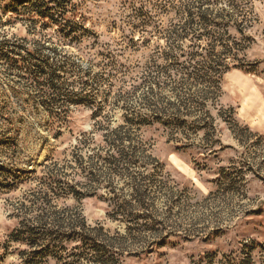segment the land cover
<instances>
[{
  "label": "rangeland",
  "instance_id": "374dc122",
  "mask_svg": "<svg viewBox=\"0 0 264 264\" xmlns=\"http://www.w3.org/2000/svg\"><path fill=\"white\" fill-rule=\"evenodd\" d=\"M261 103L264 0H0V264H100L75 218L117 264H264Z\"/></svg>",
  "mask_w": 264,
  "mask_h": 264
},
{
  "label": "trees",
  "instance_id": "16d2710c",
  "mask_svg": "<svg viewBox=\"0 0 264 264\" xmlns=\"http://www.w3.org/2000/svg\"><path fill=\"white\" fill-rule=\"evenodd\" d=\"M202 97H200L199 102L202 103H206L201 101L202 100H206L207 98H209V95H201ZM157 101V110L159 113L155 114H151L150 117H152V119H156L161 120L159 115H165L167 113L166 109H163L160 98L157 97L156 99ZM173 104L175 106L174 112L172 111L171 114L169 115H173V117H169V120L163 119L164 120V126L168 127H172L174 128L173 131L176 132H181V125H184L186 123L185 120H191L192 122H197L196 118L192 115V113L190 112L189 109L185 110L184 109L187 107L186 105L182 106H178V104H175L173 102H170L169 104ZM185 106V108H184ZM207 114V113H206ZM185 117L186 119H181ZM121 130V128L119 127L118 129H115L112 131L113 135L115 134V139L111 141L112 145L115 146V150L117 152L116 156H112L111 157V162L117 166V164H120L122 162H127L126 159H133L135 158V155L129 156V154H125L122 150H120L119 148H116L117 142H120L121 144L123 143V138H121L118 135V132ZM105 137H108V135H104ZM130 146H132L133 148V144H130ZM119 149V150H118ZM128 163H132V161L130 160ZM233 180V179H232ZM136 192L137 194L135 195L136 199L139 201L143 202L144 196H145V192L140 189V187L136 188ZM110 201L113 202L114 204V209L111 212V215L116 218L118 217V215H122L124 214V216H126L127 218H129L128 220L133 221L134 219H138L139 216H135L133 215V211L130 208H125L124 204L122 205L119 204L118 199L117 198H110ZM126 206V205H125ZM124 216L122 218H124ZM74 223H70L71 225L69 226L68 229V234L66 235V238L71 239L73 241L76 242L77 247H81L86 245L87 243L91 244V248L93 251H99L100 252V256L97 257L98 258V262L100 264H117L119 263V260L121 259V257L123 256L122 253H120L118 251V247L113 246V248L115 249V251L113 250V248L111 247V251L107 250V245H109V242L112 241V239H110V237H106V242L107 244H103L99 245V243H97L96 238H94L92 235H90L86 230H85V225H84V220L82 219H78L75 218ZM74 224V225H73ZM80 227V228H78ZM152 228V226H151ZM61 230V228L59 229L56 225L52 226V225H35L34 227H30V228H25L23 227V229H19L20 232V236L23 240H25L26 242H28V245L33 247L36 246L38 243V240H43L42 241V249L34 251V253L36 254V256H40V255H44L46 254V251L48 250L47 243H51L54 242L56 240V238H58L59 236V231ZM99 230V229H98ZM101 231V230H100ZM63 235V234H62ZM165 238L166 237H160V240L156 239L153 243H157L158 245H162L165 242ZM113 250V251H112ZM108 254V255H107ZM106 257V258H105Z\"/></svg>",
  "mask_w": 264,
  "mask_h": 264
},
{
  "label": "crops",
  "instance_id": "0c3cea01",
  "mask_svg": "<svg viewBox=\"0 0 264 264\" xmlns=\"http://www.w3.org/2000/svg\"><path fill=\"white\" fill-rule=\"evenodd\" d=\"M252 100L253 101H251L252 103L251 102L249 103V106L251 104H255V105L260 104V103L255 102L254 99H252ZM261 104H263V103H261ZM257 109H258V112L261 115V117L264 119V104L263 105H260V106H257Z\"/></svg>",
  "mask_w": 264,
  "mask_h": 264
}]
</instances>
